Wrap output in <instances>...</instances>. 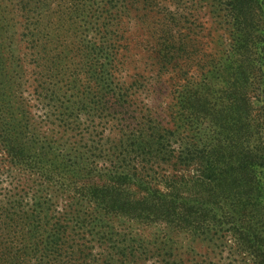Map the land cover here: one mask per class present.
<instances>
[{"label": "trees", "instance_id": "1", "mask_svg": "<svg viewBox=\"0 0 264 264\" xmlns=\"http://www.w3.org/2000/svg\"><path fill=\"white\" fill-rule=\"evenodd\" d=\"M119 1L108 0L106 12ZM18 2L26 14L32 0ZM63 3L77 35L87 0ZM222 7L234 51L202 73L214 89L199 83L183 106L187 121L208 130L185 148L160 126L147 134L127 125L113 142L89 120L83 127L80 103H90L89 93L76 101L42 77L25 85L8 77L0 28V264H148L150 246L170 248L181 235L219 240L212 230L264 264V0H222ZM150 9V33L166 40L168 56L171 12ZM118 61L114 55L113 73ZM162 262L180 264L171 254Z\"/></svg>", "mask_w": 264, "mask_h": 264}, {"label": "rangeland", "instance_id": "2", "mask_svg": "<svg viewBox=\"0 0 264 264\" xmlns=\"http://www.w3.org/2000/svg\"><path fill=\"white\" fill-rule=\"evenodd\" d=\"M18 1L0 0L8 77L22 80V85L28 76L42 77L45 87L67 91L76 101L89 93L90 103H80L83 127L89 120L110 142L127 125L146 127L147 134L151 126L170 130L182 148L205 139L207 123L195 118L187 121L183 106L199 83L214 89L213 80H203L202 73L211 71L224 52L234 51L235 35L225 22L222 0H145V4L143 0H120L107 12L108 0H87L90 12L76 19L77 35L60 12L64 0H40L39 4L32 0L26 14L18 9ZM159 5L171 12V21L164 20L170 29L162 27L169 33L168 56H163L166 40L150 33L155 27L154 14L148 11ZM100 17L110 18L101 24ZM114 55L119 59L115 73ZM120 102L125 108H117ZM217 129L211 128L210 133ZM90 138L98 140L97 133ZM261 214L263 210L258 219ZM211 234L219 240L197 238L193 242L194 238L181 235L175 236L170 248L150 246L148 264H163L169 254L180 264H258L251 253L240 251L232 236L217 230Z\"/></svg>", "mask_w": 264, "mask_h": 264}]
</instances>
